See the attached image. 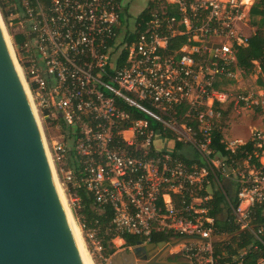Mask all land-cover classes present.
Instances as JSON below:
<instances>
[{
  "label": "built area",
  "instance_id": "2783aa9c",
  "mask_svg": "<svg viewBox=\"0 0 264 264\" xmlns=\"http://www.w3.org/2000/svg\"><path fill=\"white\" fill-rule=\"evenodd\" d=\"M148 1L158 9L137 22L139 15H128L129 0H2L0 23L12 29V54L39 127L47 121L61 132L44 145L90 258L108 263L107 233L121 246V233L137 235L142 245L163 233L168 241L186 236L184 243H198L184 245L191 264H243L249 250H214L228 236L215 233L206 216L211 195L199 193L208 191L209 175L229 185L237 204L227 202L240 228L251 230V208L264 206V129L250 139L260 167L210 148L227 100L239 109L256 103L248 93L220 88L237 69L236 46L247 42L240 29L245 4ZM166 4H176L180 15L167 14ZM177 37L184 41L171 46ZM221 142L230 153L244 144ZM176 143L181 149L173 151ZM78 190L94 212L109 210L105 224L87 221ZM253 234L255 264H264L262 229Z\"/></svg>",
  "mask_w": 264,
  "mask_h": 264
},
{
  "label": "water",
  "instance_id": "95a60500",
  "mask_svg": "<svg viewBox=\"0 0 264 264\" xmlns=\"http://www.w3.org/2000/svg\"><path fill=\"white\" fill-rule=\"evenodd\" d=\"M0 23V264H90L66 214L39 127ZM182 236L113 252L107 264H172L160 259ZM199 239V238H198Z\"/></svg>",
  "mask_w": 264,
  "mask_h": 264
},
{
  "label": "trees",
  "instance_id": "16d2710c",
  "mask_svg": "<svg viewBox=\"0 0 264 264\" xmlns=\"http://www.w3.org/2000/svg\"><path fill=\"white\" fill-rule=\"evenodd\" d=\"M0 8L2 10L4 9L2 0H0ZM157 9L158 7L156 5L152 4L151 1H148L145 9L137 17V22H139L141 19H148L149 15H151L152 12ZM165 11L169 15H180L178 12V7L175 4H166ZM7 16L8 15H3V17ZM248 16L249 26L252 27L254 31L247 37V42L245 45L236 46V67L244 74H251L257 63L260 72L264 73V0H255L250 6ZM131 37H133V34ZM13 40L16 45H19L22 43L23 38L21 35H16L13 37ZM182 41H184V37H177L175 40H173V42H171V46H174V44H179ZM257 83L264 88V81L260 80V78H258ZM222 138L223 136L219 129L213 130L210 148L215 153L225 156L228 161L231 159H236L238 162H242L244 159L248 158V163L250 165H254L256 168L261 166L256 156L260 150L253 146V142L251 140L241 144L237 148L236 152L230 153L225 149V144L221 142ZM177 149H181L180 143L175 144L173 151ZM193 161L196 162V158H194ZM208 186H210L211 198L205 202V206L207 207L206 216L213 218V226L215 228L216 234L228 236L227 240L223 242H215L213 244L214 250L217 253L224 252L226 255L237 254L241 250H249L247 254V260H245L243 264H255V260L259 254L251 249L252 244L256 242L253 233L258 229H262V234L260 236L264 240V206L256 204L251 208V213L249 216L251 230L240 228L235 222V216L232 213V210L229 208L227 202V199H229L233 205L237 204L235 192L231 190L229 185L227 186L224 184L223 187H220L212 175H209ZM78 192L82 197L81 213L84 214L87 221L97 219L102 224H105L110 219L109 210L107 209V216L106 214L103 215L94 212L91 207L89 196L82 190H78ZM206 192L207 191H205V189H202L199 194L203 196L206 194ZM111 236H113L112 233H107L104 236L102 242L103 252L106 256H110L116 250L113 244L109 241ZM119 236L125 241V246H135L140 240V237L131 233H121ZM168 240L169 236L163 233H154L151 236V243H159Z\"/></svg>",
  "mask_w": 264,
  "mask_h": 264
},
{
  "label": "rangeland",
  "instance_id": "374dc122",
  "mask_svg": "<svg viewBox=\"0 0 264 264\" xmlns=\"http://www.w3.org/2000/svg\"><path fill=\"white\" fill-rule=\"evenodd\" d=\"M241 1L242 3H245L246 13H245L244 21L240 25V29L244 35H248V31L249 32L254 31V29L250 27L248 23L249 22L248 11L250 9V6L253 4L255 0H241ZM146 4H147V0H130L129 10H128V15H130V18L132 19L136 18L138 14L146 6ZM4 18L6 22L7 18L6 17ZM263 29H264V26H263ZM11 30L12 29H7V31H5L3 29L10 49H11L10 42H12V39H11L12 31ZM258 78L264 81V73L260 72L258 65L256 63V66L253 69V72L251 74H244L239 69H236V71L234 72V76L231 80H223L222 83L220 84L221 86L220 88L224 90H229V92H231L232 94H237V93L247 94L248 93V95L249 94L251 95L252 100L256 102L254 105H251L250 107H244L241 109L233 107L228 100L222 105L223 115L221 119H219L217 124L221 128L223 139L225 141L233 140L234 138H237L239 139L240 143L241 141L242 143H245L246 141L251 139V135L254 131L258 129H264V88L260 84L257 83ZM40 132H41V136L44 142L45 140L47 142H53L56 139H58L61 134L59 129L50 125L49 122L47 121L43 122L42 127L40 126ZM163 148L170 149L172 147L165 146ZM186 151H189V150L186 149ZM262 162H264V158L262 159ZM61 179H62V174L58 172V175L55 178V180L60 190V193L64 197L63 192H62V187L60 184ZM206 189L210 191V186H207ZM197 192H198V189L193 191L194 193L193 195H195ZM195 202L196 204H193V205H199L201 203L199 200H194L193 203ZM74 222L78 226L77 221L74 220ZM184 242L185 241H182L181 243L168 246L165 251L166 253L180 254L181 256H183V259L191 262V259H189V257L186 256V253L184 252V249H185L184 247L185 246L189 247V243L195 244L193 246H197L198 243H194L191 241L186 242V243ZM120 243H121L120 240L117 238L113 240V246L116 249L115 251H120L123 249L124 245L121 246ZM130 249H132L131 246H130ZM91 260L93 264H101V262L98 259L91 258Z\"/></svg>",
  "mask_w": 264,
  "mask_h": 264
},
{
  "label": "flooded vegetation",
  "instance_id": "af4514ba",
  "mask_svg": "<svg viewBox=\"0 0 264 264\" xmlns=\"http://www.w3.org/2000/svg\"><path fill=\"white\" fill-rule=\"evenodd\" d=\"M151 244V243H149ZM155 247L153 249H148L145 247H140L136 252V258L139 260L141 259H149L152 256H155L159 253L160 248H158L157 243H154ZM160 259L168 261L172 264H191V262L183 259V256L180 254H174V253H166V251L162 252L160 255Z\"/></svg>",
  "mask_w": 264,
  "mask_h": 264
},
{
  "label": "bare ground",
  "instance_id": "6f19581e",
  "mask_svg": "<svg viewBox=\"0 0 264 264\" xmlns=\"http://www.w3.org/2000/svg\"><path fill=\"white\" fill-rule=\"evenodd\" d=\"M5 38H6V37H5ZM6 41H7V38H6ZM7 43H8V41H7ZM8 45H9V44H8ZM31 106H32V105H31ZM31 108H32V107H31ZM34 118H35V116H34ZM35 121H36L37 126L39 127V124H38V121H37L36 118H35ZM39 129H40V127H39ZM41 138H42V137H41ZM42 142H43V146H44V149H45V145H44L43 138H42ZM45 153H46V156H47V151H46V149H45ZM47 159H48V156H47ZM48 162L50 163V161H48ZM50 165H51V163H50ZM51 169H52V166H51ZM52 173H53V177H54L55 175H54L53 169H52ZM54 181H55V184H56L55 177H54ZM56 188H57V191H58V193H59V196H60V199H61V202H62L63 208H64L66 214L68 215V217H69V219H70V221H71V224H72V226H73V228H74V231H75V233H76V235H77V237H78V239H79V241H80V244H81V246H82V248H83V252H84V254H85L86 260H87L90 264H93V262H92V260H91V258H90V255H89V253H88V251H87V249H86V247H85V245H84V242H83V240H82V238H81L79 227L76 225V223L74 222L73 218L71 217V215H70V211H69V209H68V207H67V204H66V201H65L64 197L62 196V194L60 193V190H59L57 184H56ZM118 242H119V241H118ZM120 242H121V241H120ZM117 244H118V243H117Z\"/></svg>",
  "mask_w": 264,
  "mask_h": 264
},
{
  "label": "crops",
  "instance_id": "0c3cea01",
  "mask_svg": "<svg viewBox=\"0 0 264 264\" xmlns=\"http://www.w3.org/2000/svg\"><path fill=\"white\" fill-rule=\"evenodd\" d=\"M129 2H130V0H129ZM147 2H148V0H147ZM244 4H245V3H244ZM146 5H147V4H146ZM175 5H176V4H175ZM145 7H146V6H145ZM145 7L143 8V10L145 9ZM143 10H142V11H143ZM142 11H141V12H142ZM141 12H140V13H141ZM140 13H139V14H140ZM139 14H138V15H139ZM247 26H248V25H247ZM251 33H252V31H250V32L248 31V35H247V36H249ZM234 139H237V138H234ZM237 140H239V139H237ZM241 143H242V141H241ZM263 158H264V157L262 156V157H261V160H262ZM207 192H208L209 194L211 193L210 191H207Z\"/></svg>",
  "mask_w": 264,
  "mask_h": 264
}]
</instances>
